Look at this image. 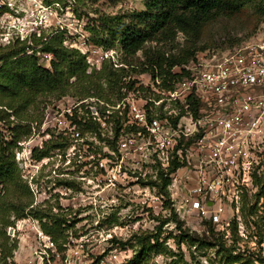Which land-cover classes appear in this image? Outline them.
Here are the masks:
<instances>
[{"label":"rangeland","instance_id":"1","mask_svg":"<svg viewBox=\"0 0 264 264\" xmlns=\"http://www.w3.org/2000/svg\"><path fill=\"white\" fill-rule=\"evenodd\" d=\"M44 1L46 5L51 3L49 8L57 12L55 19L63 28L62 31L58 29L57 37L61 39L62 46L84 57L86 74L95 77L104 65L121 67L125 74L122 81L135 83L130 90L126 87L121 89L123 97L117 101L115 91L111 93V101L108 102L96 97V94L105 96L107 92L106 81L101 79L103 90L99 93L90 90L89 95L84 96L72 88L68 95L58 99L46 95L28 106L22 117H11V127L0 122L5 140L10 141L12 136L18 139L12 149L13 161L21 184H25L29 190V194L24 196L25 192L19 187L18 192L11 193L10 197L13 199L20 194L23 196L21 201L30 203L24 210L26 214L45 212L63 220L61 226L66 238L61 237L57 242L63 243L65 240L66 244L71 236L82 238L79 242H83L85 254L94 261L102 250L107 252L113 249L117 252L126 250L129 259L134 248L130 247L132 242L127 239L130 240L134 234L144 237L145 234L156 233L159 236L157 252L147 256L148 264H220L219 257L211 248L188 247L185 242L176 244L175 236H179L180 231L176 228L174 213L181 230L187 234L203 238L208 237L212 229L218 235L221 234L226 243L231 242L227 226L234 219L240 252H254L264 259V195L257 201L251 198L252 195H246L251 204L258 207L255 220L262 243L257 245L254 225L249 218L242 217V199L237 214L232 212L229 202H224L225 212L218 223L206 217L200 218L196 213H184L182 209L178 213L175 206L170 205L169 197L159 191V187L146 185L157 176L158 166L153 156L143 163L139 154L131 149L133 146L126 151L120 146L122 141L135 136L126 128V124H133L128 117L127 101H146L148 113L177 111L167 101L160 105L148 101L166 96L165 86L168 84H162L163 78L158 73L171 61L175 63L171 73L179 74L198 53H205L208 59L214 55L221 57L230 54L245 44L264 43V14L261 13L264 4L257 6L252 1H246L235 10L217 11L208 20H195L185 25L166 23L156 32L149 31L151 34L142 47L134 54H128L119 45L103 49L95 45L93 39L109 40V33L100 21L104 17L118 16L121 22L129 21L133 13L145 9L146 0H74L72 5L69 0ZM54 3L59 5L55 6ZM14 7L18 9L17 5ZM23 9L28 10L27 7ZM19 13L24 14L20 22L11 15L14 12L0 17V56L9 49L26 47V52L21 55L33 56L40 66L49 69L53 55L44 52V47L35 44L34 40L43 36L40 41L44 42L45 37L52 36L49 33L53 29H42L40 36L30 33V16L34 14ZM151 72L156 73L154 79ZM75 79L70 77L69 82ZM175 81L176 78L170 79L169 85ZM120 103L122 106L118 108ZM101 106H106L108 110L105 112L112 115L100 117ZM111 110L118 112L113 115ZM74 119L83 124L93 125L92 121L96 122L98 129L96 127L93 134L81 132L73 123ZM115 119L122 124L114 143L116 149L112 151L107 141L101 139L115 140L118 128L113 121ZM36 154H43L44 157L35 160ZM155 194L163 195L161 206L154 201ZM2 196L4 192L0 191V198ZM179 199H174L173 204L177 205ZM27 218L36 219L41 230V223L52 224L49 218H43L41 222L32 215L16 218L10 212L11 223L6 227V234L9 243H15V248L5 260L6 264H26L30 252L28 248L35 243L30 224L23 222ZM9 227L14 230H8ZM119 241L128 242L123 246L118 244ZM0 264H3L1 256Z\"/></svg>","mask_w":264,"mask_h":264},{"label":"built area","instance_id":"2","mask_svg":"<svg viewBox=\"0 0 264 264\" xmlns=\"http://www.w3.org/2000/svg\"><path fill=\"white\" fill-rule=\"evenodd\" d=\"M49 5L44 0H0V17L14 12L11 15L20 22L24 14L18 11L33 13L30 33L39 35L42 29H53L52 35L61 25ZM206 56L198 53L165 97L148 100L155 105L180 102L181 113L177 109L148 113L146 101H127L129 120L138 130L120 146L125 151L133 146L143 163L153 156L155 165L163 170L173 161L179 163L166 187L171 205L178 213L182 209L218 223L225 212L224 202H229L237 214L242 195L258 191L254 178L264 171V43L245 44L221 57ZM190 97L198 103L195 113L189 110ZM153 198L163 204L162 194ZM24 221L35 236L26 264H120L128 258L126 250L113 249L102 250L99 258L90 260L83 242H79L82 238L72 236L60 252L36 219Z\"/></svg>","mask_w":264,"mask_h":264},{"label":"trees","instance_id":"3","mask_svg":"<svg viewBox=\"0 0 264 264\" xmlns=\"http://www.w3.org/2000/svg\"><path fill=\"white\" fill-rule=\"evenodd\" d=\"M49 2V0H46ZM248 2H254L255 5H263L264 0H146L145 9L140 10L132 14L129 21L121 22L118 16L104 17L101 21L104 29L109 33V40L93 39L95 45L101 46L103 49H109L119 45L125 53L134 54L139 50L145 41L151 34L149 31L156 32L161 29L166 23H182L188 24L195 20H208L217 11L235 10L238 7ZM232 9V10H231ZM264 14V10L261 11ZM114 26V27H113ZM143 26V28H142ZM57 33L52 36L44 38V42L40 40L43 36L34 40L35 44H41L44 52L53 55L54 59L50 62V68H44L40 66L33 56L21 55L26 52V47H19L17 49L12 48L0 56V122L4 123L7 127L13 123L10 118H20L24 115L25 109L35 103L39 98L51 96L58 99L62 96L68 95L72 88L78 90L79 95L88 96L89 91L93 90L100 92L103 90L100 80L106 81V95H98L103 100L110 102V94L115 91L116 101L123 97L121 89H132L134 81H122L125 77L124 70L121 67H106L104 65L99 71L96 72V76L86 74V64L84 57H82L77 51L64 48L61 43V39L57 37ZM105 37V36H104ZM106 38V37H105ZM46 41V42H45ZM28 48V47H27ZM175 63L171 61L160 69V73L163 80L162 84L167 83L165 86L167 91H171L175 84L185 75L184 70H181L179 74H172L171 67ZM155 72H151V77L154 79ZM76 77L75 81L70 83L69 78ZM176 78V81L169 85L170 79ZM114 103V102H112ZM189 104V110L195 113L198 103L190 97L187 100ZM179 113L183 111V107L180 102L172 104ZM100 117L106 115L110 117L112 114H107L106 106H101ZM106 111V112H105ZM110 112V111H109ZM118 110H111L110 113L115 115ZM110 115V116H109ZM108 121L107 119L105 120ZM118 127L115 131V140L100 138L107 141V146L115 151L116 139L118 137V130L122 123H118V119L113 120ZM127 119H125V122ZM124 122V123H125ZM78 130L81 132H91L98 129V124L93 122L89 124H83L81 121L73 120ZM93 126V127H92ZM128 132L136 133L137 128L135 125L126 124ZM96 132V130H94ZM13 133V131H10ZM113 136V137H114ZM100 137V136H98ZM18 139L15 136L10 138V141L5 140L2 131L0 130V191L4 192V196L0 198V256L3 260V264H6L7 257L11 254L15 243H9V236L6 234V227L10 225L9 214L13 212L16 218H23L27 215H32L42 222L43 218H49L52 221L51 225L41 223L42 230L45 234L56 244L57 249L61 252L64 250L63 243H58V239L66 238L63 235V229L60 220L55 215L45 212H28L24 213L26 207L30 205L28 201H21L22 195L18 194L13 199L10 197L11 193H16L17 189L21 187V191L25 192L26 196L29 194V190L25 184H21L19 179L18 169L13 161L14 154L12 149L16 146ZM43 154L34 155L35 160L43 158ZM179 166V163L173 161L167 170H163L158 167L157 176L154 181L146 183L149 186L159 187V191L168 197L167 185L170 182L169 175ZM159 181V184H157ZM255 185L258 186V191L252 195V199L258 198L264 195V171L260 176H255ZM18 192V191H17ZM247 193H244L241 197L242 217L250 219L254 225V232L257 245L262 243V236L259 234V226L255 218L257 217L258 207L256 204L252 205L248 200ZM169 199V198H168ZM170 201V200H169ZM169 204V202L167 203ZM171 205V204H170ZM176 222V228L180 231L179 236H175L176 244L185 242L188 247L196 248H211L214 253L219 257L218 262L220 264H264V259L259 255H255L254 252L248 251L246 254L244 251L240 252L237 246V230L235 220H231L227 229L231 234L230 243H226L221 234L215 233L210 230L211 234L208 237L198 238L185 231L181 230V226L176 220L175 213L173 214ZM128 241L130 247L133 249V255L120 264H148L146 258L152 252H157V245L159 236L156 233L145 234L144 237L137 236L136 234L131 236ZM236 237V238H235ZM126 242H120L118 244L125 245ZM151 241L154 243L152 244ZM238 250V251H237ZM255 255V256H254Z\"/></svg>","mask_w":264,"mask_h":264}]
</instances>
